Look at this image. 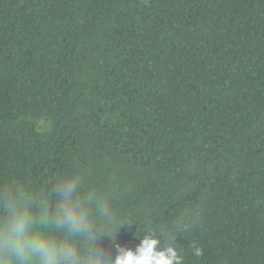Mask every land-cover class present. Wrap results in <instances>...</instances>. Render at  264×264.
Returning <instances> with one entry per match:
<instances>
[{
    "label": "trees",
    "instance_id": "trees-1",
    "mask_svg": "<svg viewBox=\"0 0 264 264\" xmlns=\"http://www.w3.org/2000/svg\"><path fill=\"white\" fill-rule=\"evenodd\" d=\"M74 168L121 245L264 264V0H0V184Z\"/></svg>",
    "mask_w": 264,
    "mask_h": 264
},
{
    "label": "clouds",
    "instance_id": "clouds-1",
    "mask_svg": "<svg viewBox=\"0 0 264 264\" xmlns=\"http://www.w3.org/2000/svg\"><path fill=\"white\" fill-rule=\"evenodd\" d=\"M131 223L81 168L48 190L11 180L0 184V264H184L171 235L145 230L134 247L118 243Z\"/></svg>",
    "mask_w": 264,
    "mask_h": 264
}]
</instances>
